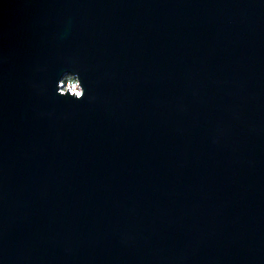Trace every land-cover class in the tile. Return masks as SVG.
I'll return each instance as SVG.
<instances>
[{"label": "water", "instance_id": "obj_1", "mask_svg": "<svg viewBox=\"0 0 264 264\" xmlns=\"http://www.w3.org/2000/svg\"><path fill=\"white\" fill-rule=\"evenodd\" d=\"M0 264H264V0H0Z\"/></svg>", "mask_w": 264, "mask_h": 264}, {"label": "clouds", "instance_id": "obj_2", "mask_svg": "<svg viewBox=\"0 0 264 264\" xmlns=\"http://www.w3.org/2000/svg\"><path fill=\"white\" fill-rule=\"evenodd\" d=\"M56 94L59 96L69 94L75 100L82 99L85 94V89L82 86L79 74L73 72L64 73L57 82Z\"/></svg>", "mask_w": 264, "mask_h": 264}]
</instances>
